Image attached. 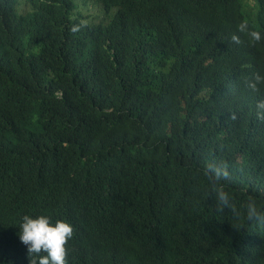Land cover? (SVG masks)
I'll list each match as a JSON object with an SVG mask.
<instances>
[{"label": "trees", "instance_id": "obj_1", "mask_svg": "<svg viewBox=\"0 0 264 264\" xmlns=\"http://www.w3.org/2000/svg\"><path fill=\"white\" fill-rule=\"evenodd\" d=\"M19 1L0 0V264H29L24 215L74 226L68 264H264V226L218 212L205 175L227 164L237 210L264 209V0Z\"/></svg>", "mask_w": 264, "mask_h": 264}, {"label": "clouds", "instance_id": "obj_2", "mask_svg": "<svg viewBox=\"0 0 264 264\" xmlns=\"http://www.w3.org/2000/svg\"><path fill=\"white\" fill-rule=\"evenodd\" d=\"M24 1L30 11L32 7L26 0ZM99 8L103 12V8ZM89 22L100 23L102 19L96 17ZM238 28L239 31L246 32L247 24L241 23ZM248 34L254 42H259L262 39L259 32L252 31ZM236 42L238 43L239 40L236 39ZM258 84H264V76L255 74L253 80L248 82V87L256 92L259 91ZM257 107L264 109V101H259ZM257 116L259 119H264L262 112H258ZM205 175L213 184L218 212L223 213L225 209H230L236 217L244 215L247 221L264 226V209L258 206L255 199H249L244 206L245 212L242 214L232 202L229 193L224 190L220 182L230 179L227 164L209 162L205 168ZM19 228V239L28 249L29 264H68V243L75 235V228L70 222L56 220L53 223L52 219L46 215H39L35 218L24 215Z\"/></svg>", "mask_w": 264, "mask_h": 264}, {"label": "rangeland", "instance_id": "obj_3", "mask_svg": "<svg viewBox=\"0 0 264 264\" xmlns=\"http://www.w3.org/2000/svg\"><path fill=\"white\" fill-rule=\"evenodd\" d=\"M21 3V7L20 10L23 14H26L28 12V8L25 4L24 0L20 1ZM78 10L82 13V14H86V13H91L93 15H99L102 13V10L96 6L93 2H87V3H82L78 6Z\"/></svg>", "mask_w": 264, "mask_h": 264}]
</instances>
